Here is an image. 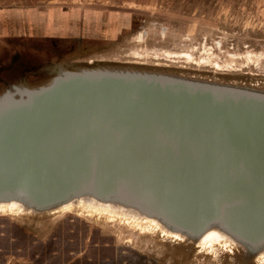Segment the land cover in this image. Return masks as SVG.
I'll use <instances>...</instances> for the list:
<instances>
[{
  "label": "water",
  "instance_id": "obj_1",
  "mask_svg": "<svg viewBox=\"0 0 264 264\" xmlns=\"http://www.w3.org/2000/svg\"><path fill=\"white\" fill-rule=\"evenodd\" d=\"M117 203L197 241L264 251V90L162 72L58 68L0 95V201ZM30 209V210H29Z\"/></svg>",
  "mask_w": 264,
  "mask_h": 264
},
{
  "label": "rangeland",
  "instance_id": "obj_2",
  "mask_svg": "<svg viewBox=\"0 0 264 264\" xmlns=\"http://www.w3.org/2000/svg\"><path fill=\"white\" fill-rule=\"evenodd\" d=\"M0 8L11 12L5 20L16 30L21 15L25 26H50L25 14L32 10L58 18L54 31L69 30L64 36L1 37L0 95L12 85H41L58 68L86 67L264 90V0H0ZM11 213L0 210V264L264 263L262 257L243 263L238 249L200 251L158 232L142 233L117 220L95 223L68 210Z\"/></svg>",
  "mask_w": 264,
  "mask_h": 264
},
{
  "label": "bare ground",
  "instance_id": "obj_3",
  "mask_svg": "<svg viewBox=\"0 0 264 264\" xmlns=\"http://www.w3.org/2000/svg\"><path fill=\"white\" fill-rule=\"evenodd\" d=\"M187 54V53H186ZM0 210L4 212H13L21 213L24 210L21 204L17 201H0ZM30 210V209H29ZM68 210L75 213H83L97 221H114L117 220L125 225L130 226L133 229L138 230L139 232H151L159 234L165 239H170L173 241L187 242L191 244L192 247L195 246L199 248L200 251L212 252L216 251L217 246H223L229 249H238L241 247L239 243L235 242L231 237H229L224 232L220 231L216 227H212L205 231L203 235L197 240L192 241L189 237L184 234L169 231L166 229L157 219L153 217H147L138 213L135 209L122 206L117 203L103 202L99 201L94 197H80L76 200H73L69 203H65L58 207L57 209H52L50 211H45L42 216L57 213L59 211ZM33 214V212L28 211ZM2 213V212H1ZM63 213V212H62ZM4 214V213H2ZM12 214V213H11ZM30 218V217H28ZM112 223V222H111ZM100 224V223H99ZM121 226V224H120ZM130 229V228H129ZM188 245V247H189ZM190 248V247H189ZM221 248V247H220ZM238 253V252H236ZM213 254V253H212ZM229 255V254H228ZM227 255V256H228ZM242 256V255H241ZM236 257V256H235ZM256 257H262L260 260H264V251L261 252ZM253 259V258H252ZM257 261V260H256ZM244 263V262H243ZM257 263V262H256ZM260 263V262H259ZM262 264H264L262 262Z\"/></svg>",
  "mask_w": 264,
  "mask_h": 264
},
{
  "label": "crops",
  "instance_id": "obj_4",
  "mask_svg": "<svg viewBox=\"0 0 264 264\" xmlns=\"http://www.w3.org/2000/svg\"><path fill=\"white\" fill-rule=\"evenodd\" d=\"M34 12V13H33ZM11 14V12H9L8 10H5V8H0V21H1V18L4 20L2 23L0 22V38L1 37H4L6 38V36H10V37H14V36H17V37H38V36H43L46 35V36H54L55 34L57 35H66L68 33V29L64 28V26H62V28L60 30H57L54 31V21L55 19H58L56 17H42L40 15H38L37 13H35V11H26V15L27 16H33V14H35V18L36 19H33V21H38L40 19H43L46 22V26H49L47 27L46 29L40 31L37 27V25L39 23H35V28H32V22H27V26H25V21L23 20L24 18H22V15L20 16L21 18V21H23L21 24H22V27L20 28L21 30H16L15 28V25L16 23H12L11 26H9L7 24V21L5 20V17H8L9 15L8 14ZM27 16L25 17V19L27 20ZM8 25V26H7ZM26 27V28H25Z\"/></svg>",
  "mask_w": 264,
  "mask_h": 264
}]
</instances>
